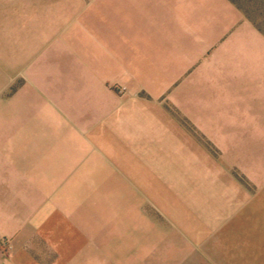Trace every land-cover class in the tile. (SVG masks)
<instances>
[{
	"label": "crops",
	"instance_id": "1",
	"mask_svg": "<svg viewBox=\"0 0 264 264\" xmlns=\"http://www.w3.org/2000/svg\"><path fill=\"white\" fill-rule=\"evenodd\" d=\"M4 237L0 264H264V30L230 0H0Z\"/></svg>",
	"mask_w": 264,
	"mask_h": 264
},
{
	"label": "rangeland",
	"instance_id": "2",
	"mask_svg": "<svg viewBox=\"0 0 264 264\" xmlns=\"http://www.w3.org/2000/svg\"><path fill=\"white\" fill-rule=\"evenodd\" d=\"M258 28L264 30V0H230ZM8 238H0V248L6 251L9 247Z\"/></svg>",
	"mask_w": 264,
	"mask_h": 264
},
{
	"label": "built area",
	"instance_id": "3",
	"mask_svg": "<svg viewBox=\"0 0 264 264\" xmlns=\"http://www.w3.org/2000/svg\"><path fill=\"white\" fill-rule=\"evenodd\" d=\"M112 88H114L118 92H123L124 91V87H122V86H112Z\"/></svg>",
	"mask_w": 264,
	"mask_h": 264
}]
</instances>
